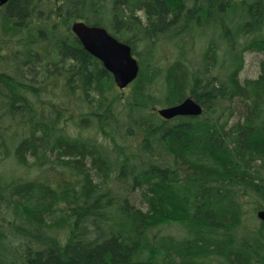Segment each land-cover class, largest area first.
<instances>
[{"label": "trees", "instance_id": "1", "mask_svg": "<svg viewBox=\"0 0 264 264\" xmlns=\"http://www.w3.org/2000/svg\"><path fill=\"white\" fill-rule=\"evenodd\" d=\"M76 20L129 44L139 69L125 93ZM248 51L263 56L241 79ZM187 96L200 114L155 110ZM5 161L0 264H264V220L246 208L264 209V0L6 1Z\"/></svg>", "mask_w": 264, "mask_h": 264}, {"label": "water", "instance_id": "2", "mask_svg": "<svg viewBox=\"0 0 264 264\" xmlns=\"http://www.w3.org/2000/svg\"><path fill=\"white\" fill-rule=\"evenodd\" d=\"M6 1L8 0H0V4ZM71 31L77 36L84 49L100 60L112 73L118 88H124L136 77L138 62L127 43L117 40L105 28L88 25L84 21H74L71 24ZM201 111V105L191 96L185 97L177 104L157 109V113L163 118L176 115H198ZM257 215L264 219V210H259Z\"/></svg>", "mask_w": 264, "mask_h": 264}, {"label": "rangeland", "instance_id": "3", "mask_svg": "<svg viewBox=\"0 0 264 264\" xmlns=\"http://www.w3.org/2000/svg\"><path fill=\"white\" fill-rule=\"evenodd\" d=\"M232 18V19H231ZM231 18L230 19H228V23H230V24H232V20L233 21H235V20H237V19H235L236 18V16H232L231 15ZM231 26H233V25H231ZM206 39H208V40H210V42H211V40H212V44H213V46H215V45H217L218 44V46H220V49H218V51H219V56H221L222 57V55H223V49H224V43H223V41H221L220 39H219V32H218V30L216 29V28H214V30L213 31H208V36H206L205 37ZM215 44V45H214ZM199 45V44H198ZM222 47H223V49H222ZM198 49H201V46L199 45V48ZM262 53L261 52H259V51H248V52H246V53H244V64H243V68H242V70L240 71V74H239V77L241 78V79H244V78H247V77H254L257 73H258V71H259V66H260V61H261V59H262ZM126 90L127 89H123V90H120L121 92H126ZM240 102L239 101H235L234 103H233V109L235 110V115H237V113H238V111L241 109V107H240ZM159 107H161V106H156L155 107V110H157V108H159ZM235 119H237L236 117L234 118V120ZM233 119H232V121H234ZM4 166V167H3ZM0 169L1 170H5L6 172H11L12 170H14L13 169V165L10 163V161H5V163L2 165H0ZM17 173V170H15V175H17L16 174ZM18 173H21V171H18ZM137 196V197H136ZM136 197V198H135ZM135 198V199H134ZM138 198H140L139 197V195H138V193L136 192V193H134L133 194V197L131 196V203L133 204V205H135V206H141L142 205V201H140L141 200V198L139 199V202H138ZM251 206V205H250ZM255 207H256V205L254 206V210L252 209V208H249V206H247L246 208H247V210H248V214H252L253 213V215L256 217V211L258 210V209H262V207H256V209H255ZM0 221H2L1 220V218H0ZM258 221L259 220H257V221H255V223L254 224H257L258 223ZM4 222V221H3ZM247 222H250V220L249 221H247ZM7 223H5V225H6ZM22 224H24L23 222H22ZM178 225L177 224H169V225H167V226H165L164 227V230H165V233H168V232H173V233H177V234H179V230H178ZM65 232H67V231H65V230H61V231H58L56 234H58V239H59V241L60 242H62V239H63V241H64V237H65ZM47 234H50V232H47ZM21 236H23V235H18V236H16V237H14V235L13 234H11V236H9V235H5V236H2V237H4V238H6V240L4 241V242H8V238H12V243L13 244H18L19 243V241H23L24 239H26V238H24V237H21ZM57 235H55V237H56ZM8 237V238H7ZM26 237V236H25ZM11 243V242H10ZM11 243V244H12ZM12 244V245H13ZM14 246H17V245H14ZM11 248H13V246L11 247ZM17 248H21V247H17ZM14 252H17V253H19V255H21L22 254V252H21V250L20 249H16Z\"/></svg>", "mask_w": 264, "mask_h": 264}]
</instances>
